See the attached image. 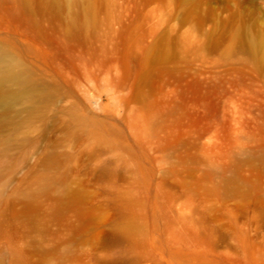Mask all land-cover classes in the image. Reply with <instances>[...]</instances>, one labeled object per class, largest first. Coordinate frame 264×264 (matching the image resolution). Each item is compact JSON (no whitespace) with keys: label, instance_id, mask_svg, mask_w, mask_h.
Segmentation results:
<instances>
[{"label":"rangeland","instance_id":"1","mask_svg":"<svg viewBox=\"0 0 264 264\" xmlns=\"http://www.w3.org/2000/svg\"><path fill=\"white\" fill-rule=\"evenodd\" d=\"M0 43L50 89L0 123V264H264V0H0Z\"/></svg>","mask_w":264,"mask_h":264},{"label":"bare ground","instance_id":"2","mask_svg":"<svg viewBox=\"0 0 264 264\" xmlns=\"http://www.w3.org/2000/svg\"><path fill=\"white\" fill-rule=\"evenodd\" d=\"M49 92L50 89L37 83L20 60L8 53L0 43V123L18 114L19 110L16 108L18 103L34 107L37 100ZM248 159L251 160V157L248 156ZM222 184L229 194L246 193L248 187V183L237 174L224 179ZM62 195L65 199L79 200L83 193L79 189L67 188ZM22 212L29 219L35 218L33 194L26 196Z\"/></svg>","mask_w":264,"mask_h":264}]
</instances>
